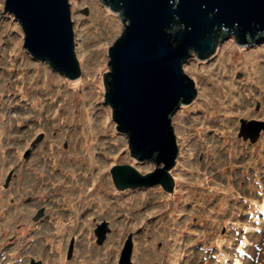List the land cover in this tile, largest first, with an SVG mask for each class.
<instances>
[{"label": "rangeland", "instance_id": "374dc122", "mask_svg": "<svg viewBox=\"0 0 264 264\" xmlns=\"http://www.w3.org/2000/svg\"><path fill=\"white\" fill-rule=\"evenodd\" d=\"M69 2L75 52L82 73L75 80L62 74L60 85L73 101L83 97L88 100L89 95L96 93L95 85L110 33L86 0ZM99 39H102L101 44L95 41ZM10 42L11 33L0 21V111L4 113L6 124H0V130L7 132L0 153V264H7L9 260L2 257L4 254L13 258L11 262L19 264H27L30 257L43 260L48 256L45 264H52L57 252L64 254L68 250V244H73L74 249L65 264H119L118 253L130 235L135 242V264H153L150 257H162L161 250H167L168 254L163 264H198L200 259L212 264L211 258L217 252L211 251L208 255L201 251L204 250L201 246L208 249L229 246L230 238L236 233L231 224H238L242 219L248 221L241 214L248 211L246 208L251 202L258 200L254 199L252 190L264 165V130L259 140L251 143L238 137V129L242 120L264 121V44L222 51L210 68L198 69L201 75L199 109L187 114L180 109L171 116L174 133L178 136L179 156L169 171L171 178L175 177L172 173L177 174L175 182L180 194L177 200L165 201L153 189L140 188L125 193L117 189L112 172L116 166L130 165L144 170L150 169V165L148 158H137L130 145L118 138L112 128L109 137L100 138L101 147L95 150L99 158L96 169L79 168V175L74 179L62 173L61 167L56 166L52 149H59L65 158L66 152L69 158L73 157L72 132L67 133V137L61 132L65 130L62 123H74L78 119L76 106L69 108L70 98L63 96L53 83L51 94L46 92L40 96L41 103L47 107H32L30 101L35 98L32 89L44 81L50 85L52 82L14 54ZM243 61L249 64V70H252L251 64H255L258 72L247 73ZM82 81L88 86H82ZM203 99L207 103L201 105ZM52 104L57 106L51 107ZM65 106L69 108L65 113L68 119L50 120L63 115ZM39 108L43 113L38 114ZM38 115L41 125L28 123ZM94 115L95 123L105 121L102 125L110 127L97 109ZM199 129L202 133L193 136ZM69 130L73 128H66ZM99 133L103 135V131ZM13 136L16 138L11 139ZM189 160L194 162V167H190ZM71 167L69 164L66 168ZM187 172L193 176L195 173L203 175V178L185 180ZM252 173L259 175L248 180L247 174ZM260 179L259 184H262ZM193 181L195 188L189 190L184 186V183L192 185ZM113 194L122 202L113 204ZM201 201H205L207 207L200 204ZM201 205L203 209L198 211ZM250 206L255 210V205ZM140 207L145 210L142 212ZM39 212L42 214L38 220L45 219L36 223L33 218ZM77 217L78 224L82 225L75 221ZM103 222H108L110 231L103 244H99L96 229ZM16 223L22 226L19 229L22 238L11 245L9 237L15 232L11 229ZM261 234L254 239L264 243V238H259ZM151 243L158 246V250L147 249ZM62 244L63 250L59 248ZM162 244L164 249H160ZM237 248L240 250L237 257L245 259L244 252L248 248ZM102 253L101 258L106 261L101 263L98 258ZM262 256L261 264H264V254Z\"/></svg>", "mask_w": 264, "mask_h": 264}, {"label": "water", "instance_id": "95a60500", "mask_svg": "<svg viewBox=\"0 0 264 264\" xmlns=\"http://www.w3.org/2000/svg\"><path fill=\"white\" fill-rule=\"evenodd\" d=\"M86 1L110 33L95 106L116 136L130 145L137 158H148L150 165L144 170L116 166L112 172L117 189L124 193L153 189L165 201L177 200L180 187L169 171L179 156L171 116L180 109L184 114L199 109L198 69L210 68L222 51L264 44V0ZM53 16L61 21L55 45L46 40L43 30ZM71 17L69 0H0V21L11 33L10 50L58 85L62 74L75 80L82 73ZM171 47L182 51V84ZM241 123L239 137L256 142L264 121ZM108 231V222L96 229L99 244ZM133 247L130 235L119 264H135Z\"/></svg>", "mask_w": 264, "mask_h": 264}, {"label": "bare ground", "instance_id": "6f19581e", "mask_svg": "<svg viewBox=\"0 0 264 264\" xmlns=\"http://www.w3.org/2000/svg\"><path fill=\"white\" fill-rule=\"evenodd\" d=\"M96 18L98 19V21H101L102 22L101 19H99L98 17H96ZM99 37H102V35H99ZM101 40L102 39L95 40V41H97V42H99L101 44ZM97 52L99 53V50ZM247 58H249V57H247ZM246 61L247 62H250L249 60H246ZM243 63L246 64L247 73L256 74V72H258V69H256V65L255 64H251L252 70H249V68H248L249 67V64L246 63L245 61H243ZM236 67H237V64H236ZM85 84L86 83H84V81H82V86H84ZM86 85L88 86V84H86ZM51 86H53V83H51V85H50L48 82L45 83V81H44L42 85H39L36 89L35 88L32 89V91L34 93V96L33 97H35L34 100L32 99L30 101L32 107H36V106L40 107L41 105H44L45 107H47V104L41 103L43 99L40 96L42 94H45L46 92H48V93L51 94V92L53 90V87H51ZM56 87H58V91H60L63 96L67 97L68 99L70 98L71 104H70L69 108H71L72 105H73V107L76 106V112H77L78 119L76 121H74V123H68L67 121H65L64 123H62V127L65 130H63L61 132V134L64 135V137H67V133L72 132L71 133V138L75 142L73 157L72 158H69L67 156V152H66V153L63 154V155L66 156V158H65V157L61 156V151L59 149L53 148L52 149V153H53V155H54V157H55L56 160L54 159V157H53V159L56 162V166H60L61 167L60 170L62 171V173L69 174L70 177H73V179H74V177H76L77 175H79L78 174V169L79 168H82L83 167V168H87L89 170L90 169H96L95 167L99 163V158H97V153L95 152V150L98 149V147H101V144H100V141H99L101 137L106 138V137H109L110 136L109 133L111 132V130H110L111 127H109L107 125H104L103 126L102 124L105 121L99 122V119L101 117L96 120L99 123H95L92 120L94 118V116H95L94 114H95V111L97 109L96 106H95V103H94V99H95L94 93H92L93 94L92 96L89 95V98L90 99H88V100H87V98L83 97V98L79 99L78 101H73L72 98H71V96L69 94H66L67 90L66 89H63L62 86L60 85V83H59V85L56 84ZM95 88H97L96 85H95ZM1 92H2V90L0 89V93ZM73 93H74V91H73ZM37 94H39V97H37ZM0 100H1V96H0ZM65 101H66V99H65ZM205 103H207V101H204V99H203L201 105H203ZM55 105L56 104H52L51 107L52 106H55ZM69 108L67 106L63 107V115L58 114L57 116L50 118V120L60 121L63 117H64V120L68 119V117H65V113H66V110H69ZM39 109L40 110H37L38 114L43 113V110L41 108H39ZM45 109H47V108H45ZM49 109H50V107H49ZM50 111L51 112H54L51 109H50ZM210 114H212V113H210ZM70 117H72V116H70ZM40 119H41V116L38 115L37 117L31 118L28 121V123H34L35 125L36 124L37 125H41ZM0 124L2 126H5L6 125L5 124L4 113H2L1 111H0ZM66 128H73V130L72 131H70V130L69 131H66ZM201 130L202 129H199V131H200L199 133H197V132L196 133H193V136H197V134H201L202 133ZM100 131H103V135H100V133H99ZM6 135H7V132L1 129L0 130V153L2 152L3 139L6 137ZM238 137H239V134H238ZM15 138H16V136L11 137V139H15ZM178 153H179V149H178ZM2 158L5 161H7V159L4 158L3 156H2ZM189 163L191 164L190 167H194L195 166V164H194L193 161L189 160ZM69 164H71L72 167L70 168V170H67L66 167ZM97 168H99V167H97ZM172 175H174V174L172 173ZM260 177L264 178V165H262L261 172H260ZM260 177H258V180L256 181V184H255L256 192H255V195H254V199L260 193V189L258 187V186H260L259 185V179H260ZM92 179H95V177H93ZM82 187H83V184H82ZM1 192L2 191L0 190V194H1ZM85 194H86V192L83 193V195L80 197V202H81V199L85 197ZM122 195H123V193H121V196ZM111 198L113 200L112 201L113 204L119 203V201H121V198L118 197L115 194H113L111 196ZM189 203L191 204V202H189ZM95 204L98 206V204H100V203L97 202ZM250 207H252V206L249 205V207L246 208V210L247 209H250ZM44 219L45 218H43L41 221H43ZM75 221H77V224H78V217L76 218ZM80 222H81V220H80ZM79 224H81V223H79ZM21 227H20V229H21ZM262 233L264 234V230L262 231ZM254 234L255 233H251L249 235H246V237L252 236ZM263 234L261 236H259V238H261L263 236ZM246 246L248 247V245H246ZM59 248L61 250H63V244L62 245H59ZM102 255H104V253L100 254V257L98 258L101 263L106 261V259L101 258ZM58 263L59 264H65L66 262L61 258L58 261H55L54 262V264H58Z\"/></svg>", "mask_w": 264, "mask_h": 264}, {"label": "trees", "instance_id": "16d2710c", "mask_svg": "<svg viewBox=\"0 0 264 264\" xmlns=\"http://www.w3.org/2000/svg\"><path fill=\"white\" fill-rule=\"evenodd\" d=\"M3 12L5 13V12H7L6 10H3ZM7 13H9V12H7ZM10 14V13H9ZM221 37V36H220ZM252 39V38H251ZM48 64V63H47ZM247 120V119H246ZM259 121V120H258ZM239 132H240V129H238V134H239ZM175 135H177L176 133H175ZM178 137V136H177ZM29 153H30V151H29ZM29 153H28V155H29ZM184 168H185V166H184ZM216 169H213V174L214 175H216L217 173H215L214 171H215ZM186 171V170H185ZM186 173V172H185ZM188 173V175L187 176H185L184 177V179L185 180H187L188 179V177H189V179H193V178H196L197 180L198 179H201V178H203V175L202 176H199V174H196L195 173V176H193L192 175V173H189V172H187ZM212 174V175H213ZM173 176H175L174 178H173V180H176L177 181V176L176 175H173ZM252 175L251 174H247V177H248V180L249 179H251L250 177H251ZM262 178V177H261ZM180 181V180H179ZM177 182H175V184H176ZM193 185H194V181H193V183H192V185H189V183L187 184V183H184V186L185 187H187L189 190H191V189H193V188H195V187H193ZM255 188V185H253V189ZM105 190V189H104ZM105 192V191H104ZM197 194H199L198 193V191H197ZM105 195H107V194H105ZM102 196H104V194H102ZM167 201V200H166ZM206 202L205 201H201L200 202V204H202V205H205L206 207H207V204H205ZM202 205L201 206H199L198 208H197V210L198 211H201L202 209H203V207H202ZM135 206V205H134ZM133 206V207H134ZM204 206V209H206V207ZM135 208V207H134ZM142 207H140L139 209L140 210H142V212H143V210H145V208H142ZM145 213H146V211H145ZM242 215V214H241ZM139 216H141V217H143L142 215H139ZM79 225V224H78ZM80 225H82V224H80ZM76 227H77V225H76ZM75 227V228H76ZM249 228H250V230H252V231H254V233L255 234H258V233H262V231L264 230V221L262 222V221H258V222H256L255 223V225H250L249 226ZM74 236L76 235V232H73L72 233ZM155 234V232L153 231V236H155L154 235ZM263 234V233H262ZM145 238H146V236H145ZM147 239V238H146ZM133 240H134V238H133ZM154 241V240H153ZM152 241V242H153ZM149 242H151V241H149ZM148 242V243H149ZM162 242V241H161ZM145 245V244H144ZM151 247H150V244H149V246H148V248L147 249H152L151 251H153V250H158L157 249V247L158 246H155L154 247V243H151ZM69 247H70V244H68V249H69ZM73 249H74V247H73ZM160 249H164V244H162V247L160 248ZM253 249H256V250H260L261 251V253H260V255L261 254H264V243H262V246H261V248H256V247H254ZM120 251H121V249H120ZM162 254H163V256L161 257V256H158V255H155V256H153V257H150V259H151V263H153V264H163L164 263V260H165V256L167 255V257H168V254H167V250H164V251H160ZM57 257L52 261V264H54V262L55 261H58L59 259H63L65 262L66 261H68V260H66L67 259V256H68V250H66L65 251V253L64 254H62V252H57ZM62 254V255H61ZM118 254H120V253H118ZM63 255L64 256H66V257H63ZM134 258H135V254H134ZM134 258H133V260H134ZM246 263V261L245 260H243L240 264H245Z\"/></svg>", "mask_w": 264, "mask_h": 264}, {"label": "snow or ice", "instance_id": "6c2138e0", "mask_svg": "<svg viewBox=\"0 0 264 264\" xmlns=\"http://www.w3.org/2000/svg\"><path fill=\"white\" fill-rule=\"evenodd\" d=\"M161 28L164 31H167V28L165 27L164 24L161 25ZM43 30L45 33V38L52 44H56L59 39H60V34H61V21L59 17L53 16L50 18L44 25H43ZM172 50H174V59H175V66H176V75L178 80L182 84L183 77L179 73V61L182 55V51L180 48H175L171 47ZM146 137H150L149 135H145Z\"/></svg>", "mask_w": 264, "mask_h": 264}, {"label": "flooded vegetation", "instance_id": "af4514ba", "mask_svg": "<svg viewBox=\"0 0 264 264\" xmlns=\"http://www.w3.org/2000/svg\"><path fill=\"white\" fill-rule=\"evenodd\" d=\"M8 187H9V183L6 184V188H8ZM20 227H21L20 223H16V224L14 225V227L11 229V230H14V231H15V232L13 233V235H11V236L9 237V239H10V241H11L12 243H13L15 240H16V241H19V240L22 238V236H20V232H19ZM2 257L5 258V254H4ZM37 260H38V259H37ZM31 261H33V264H41V262H43V260L40 259V260H38L40 263H37V261H36L34 258H30L28 264H29Z\"/></svg>", "mask_w": 264, "mask_h": 264}, {"label": "clouds", "instance_id": "9594fccd", "mask_svg": "<svg viewBox=\"0 0 264 264\" xmlns=\"http://www.w3.org/2000/svg\"><path fill=\"white\" fill-rule=\"evenodd\" d=\"M174 182H175V180H174ZM133 241H134V240H133ZM133 246H134V247H133V253H134V252H135V251H134V249H135V242H133Z\"/></svg>", "mask_w": 264, "mask_h": 264}]
</instances>
